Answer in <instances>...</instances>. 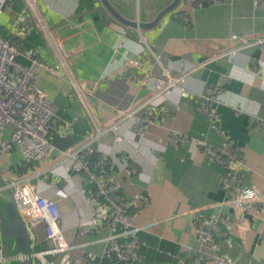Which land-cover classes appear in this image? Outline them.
<instances>
[{
    "label": "crops",
    "instance_id": "crops-1",
    "mask_svg": "<svg viewBox=\"0 0 264 264\" xmlns=\"http://www.w3.org/2000/svg\"><path fill=\"white\" fill-rule=\"evenodd\" d=\"M109 1L135 25L115 17L102 0H36L34 7L27 0H0V36L21 44L17 61L28 65L37 57L60 71L52 75L39 67L35 83L60 108L50 134L54 151L41 186L62 209L60 225L65 239L77 245L108 234L102 229L78 236L79 224L99 220L106 208L88 177L65 175L62 163L65 152L104 127L106 131L94 146L110 154L126 153L136 166L131 176L117 165L110 167V174L121 184L122 194L147 200L134 220L143 242L138 264H219L208 257L198 261L194 255L197 209L206 216L230 219L231 225L219 224L220 231L228 235L218 237L227 264H264V205L260 211L250 207L239 212L227 204L222 166L194 141L200 138L213 146L223 144L194 95L218 86L223 128L241 148L239 178L245 185L264 190V126H256L264 119V53L258 44L244 47L234 56L227 53L241 44L232 34L248 40L264 35V0H226L203 8L181 0L151 28L140 26L155 20L173 0ZM55 42L67 48L73 68L63 66ZM164 69L190 71L184 86L192 95L170 92L164 126L150 125L141 139L133 132V120L123 112L148 100L151 80L163 77ZM77 84L83 88L79 90ZM144 114V110L136 113ZM115 125L124 137L118 142L112 129ZM171 129L188 135L190 141L172 146ZM10 133L7 129L3 136ZM24 162L18 148L0 152V172L21 174L14 170L25 168ZM29 231L33 251L51 246L44 223L29 224ZM119 240L124 242V238ZM2 244L4 253L3 238ZM8 246L12 252L8 255H17L14 241L9 240ZM102 249L97 244L88 250L99 256ZM70 257L81 259L82 249H73ZM93 264L112 263L97 257Z\"/></svg>",
    "mask_w": 264,
    "mask_h": 264
},
{
    "label": "built area",
    "instance_id": "built-area-1",
    "mask_svg": "<svg viewBox=\"0 0 264 264\" xmlns=\"http://www.w3.org/2000/svg\"><path fill=\"white\" fill-rule=\"evenodd\" d=\"M194 7L203 8L209 4L222 3L226 0H187ZM31 7L36 0H27ZM231 38L241 43L227 50L228 54L236 55L244 47L258 44L264 53V35L259 39L248 40L237 34ZM55 47L60 53L63 66L68 70L73 68V59L67 48L61 42H55ZM21 54V44L14 38L5 39L0 36V152L11 153L18 148L26 161L37 163V167L21 175H12L7 171L0 172V194L2 200L12 199L28 229L29 224L44 223L46 239L51 246L35 250L32 258L35 264H93L100 257L107 259L112 264H138V249L143 242L138 237V228L134 220L142 207L147 202L144 196H127L122 194L121 184L110 174V167L117 165L120 170L131 176L136 172V166L131 161V156L126 153L119 155L110 154L101 147L94 146L100 136L106 131L104 127L97 128L95 135L87 136L75 148L65 152L62 161L66 168L65 175L71 173L85 174L94 184L95 195L106 208L100 214L99 220L91 219L82 222L77 229L78 236L87 233L96 234L106 230V236L98 237L88 242L72 245L67 242L60 225L62 209L58 201L44 193L41 186L45 183L41 177L45 174L46 164L51 159L54 146L50 134L56 128L55 120L59 117V106L48 95L37 87L36 71L39 67L45 68L52 75H59L60 71L55 66L45 64L37 57H32L28 65L17 61ZM139 65H134L138 67ZM190 72V71H189ZM189 72L180 70L173 73L164 69L163 77L153 78V88L150 97L143 104H134L123 112L130 117L134 134L141 139L148 132L150 125L162 128L163 120L168 109L165 101L170 92L178 91L180 96L189 97L192 92L184 86ZM150 79L147 78L146 81ZM79 90L83 88L77 84ZM220 88H205L194 93L199 98V109L207 119L209 127L217 132L223 139L222 146H213L200 138L194 139L198 148L210 155L211 159L218 162L223 168L221 183L227 193L226 203L239 212L247 208L260 211L264 205V190L254 185H245L239 178L242 167L240 159L241 148L223 128L221 114L217 107ZM144 110L143 116L136 115ZM258 128L264 126V119L256 123ZM118 125L113 126L116 132V141L123 140L118 134ZM11 129L9 137L3 133ZM190 141V137L174 129L170 130L169 143L180 147ZM94 158V159H93ZM196 225V247L194 255L198 261L203 257L216 260L219 264L229 263L221 253L218 237L227 236L220 231V222L231 225L229 218L220 216H206L197 209L194 213ZM2 229L0 221V264H11L22 257L18 255H4L2 244ZM124 238V242L120 241ZM102 244V253L89 251L91 246ZM73 249H82L83 257L73 259L70 252ZM54 258V259H51ZM184 263V262H183Z\"/></svg>",
    "mask_w": 264,
    "mask_h": 264
},
{
    "label": "water",
    "instance_id": "water-1",
    "mask_svg": "<svg viewBox=\"0 0 264 264\" xmlns=\"http://www.w3.org/2000/svg\"><path fill=\"white\" fill-rule=\"evenodd\" d=\"M103 4L111 11V13L119 20L132 23L125 19L111 4L109 0H102ZM181 0H173V2L164 10H162L155 20L146 24H141L140 27L151 28L156 26L162 17L169 11L175 9L180 4ZM0 221L3 237L14 241L17 255L21 256L22 259L16 261L13 264H35L32 258L33 247H32V235L21 216L15 202L10 200L0 201Z\"/></svg>",
    "mask_w": 264,
    "mask_h": 264
},
{
    "label": "trees",
    "instance_id": "trees-1",
    "mask_svg": "<svg viewBox=\"0 0 264 264\" xmlns=\"http://www.w3.org/2000/svg\"><path fill=\"white\" fill-rule=\"evenodd\" d=\"M94 159V158H93ZM24 166L25 168H22V167H18L16 168L14 171L16 172H19L21 174L33 169L35 167V162H32V161H27V162H24ZM21 174H17V175H21Z\"/></svg>",
    "mask_w": 264,
    "mask_h": 264
},
{
    "label": "rangeland",
    "instance_id": "rangeland-1",
    "mask_svg": "<svg viewBox=\"0 0 264 264\" xmlns=\"http://www.w3.org/2000/svg\"><path fill=\"white\" fill-rule=\"evenodd\" d=\"M0 198H2V195L0 194ZM2 201H5V200H2ZM3 239H4V253L6 254V255H8V254H10V253H12L10 250H9V246H8V242H9V240L8 239H6V238H4L3 237Z\"/></svg>",
    "mask_w": 264,
    "mask_h": 264
}]
</instances>
